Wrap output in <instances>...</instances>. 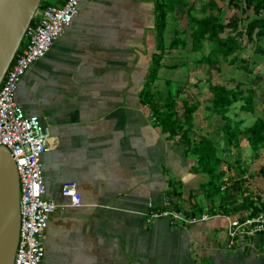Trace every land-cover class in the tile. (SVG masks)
Here are the masks:
<instances>
[{"label": "crops", "instance_id": "crops-1", "mask_svg": "<svg viewBox=\"0 0 264 264\" xmlns=\"http://www.w3.org/2000/svg\"><path fill=\"white\" fill-rule=\"evenodd\" d=\"M64 2L42 0L33 24L42 7ZM154 25L153 0H81L72 23L19 83L17 101L50 129L42 163L45 195L57 208L44 231L41 264H264L263 234L229 233L233 220L250 218L254 203L264 202V179L252 180L264 173V148L259 159L224 150L222 185L211 189L196 155L179 137L169 139L141 101L158 51ZM189 50L180 62L165 52L153 89L158 102L171 93L180 117L184 101L199 103L198 138L223 124L199 125L200 117L207 124L220 117L208 105L210 84H222L214 82L221 67L193 61ZM217 145L224 148V139ZM69 180L77 183L79 206L62 193ZM167 197L187 215L208 218L149 220V203L164 208Z\"/></svg>", "mask_w": 264, "mask_h": 264}, {"label": "trees", "instance_id": "trees-1", "mask_svg": "<svg viewBox=\"0 0 264 264\" xmlns=\"http://www.w3.org/2000/svg\"><path fill=\"white\" fill-rule=\"evenodd\" d=\"M196 1L153 0L158 51L152 53L151 64L140 95L141 101L149 106L155 125L166 133L169 139L179 137L186 146V151L196 155L197 168L209 175L208 184L211 189L219 191L224 177L221 166L226 160L223 152L221 153L222 149L226 153L233 151L231 148L240 151L242 140L248 141L254 156H259L261 149L264 148V109L263 113L248 126L244 125V119L229 115L231 107L239 101L242 102L240 104L242 111L256 112L257 87H242V84L252 82L251 77L247 80H238L233 86L210 84L209 89L213 97L208 108L223 120V124L214 131L215 135L212 136L214 139L209 135H200L198 138L194 136V113L199 108V103L184 101L183 116L180 117L176 99L168 93L161 102H158L153 84L159 78L165 52L178 53L179 50L185 51L187 48H190L192 59L197 63L212 66L225 61L234 65L237 62H248L242 58L241 52L253 44L255 58L252 59L249 71L251 75L258 73V65H264V0H228L227 3L222 0H206L200 7H195ZM181 7L184 8L182 17L186 21L185 25L176 17V11ZM230 8L245 14L247 22L239 25L242 18L238 13L234 17H227ZM33 21L34 19L31 25ZM170 29L173 33L169 38L167 33ZM219 137L224 139V148L217 145L216 138ZM262 212L264 202L257 205L254 203L250 216L257 217Z\"/></svg>", "mask_w": 264, "mask_h": 264}, {"label": "built area", "instance_id": "built-area-1", "mask_svg": "<svg viewBox=\"0 0 264 264\" xmlns=\"http://www.w3.org/2000/svg\"><path fill=\"white\" fill-rule=\"evenodd\" d=\"M81 0H65L62 5L42 7L37 23L26 31L25 37L0 85V145L11 151L20 176V235L15 252L14 264H41L44 255V231L50 215L56 210L57 203L47 198L43 172L42 155L47 150L50 129L36 114H27L16 99L19 83L38 59L44 57L57 38L72 23L80 11ZM63 195L70 196L72 203L81 205L82 196L77 183L66 181ZM149 220L167 217L175 222L194 223L208 218L189 216L171 205L167 197L166 207L155 208L149 203ZM242 233L264 235V212L243 222L233 220L229 233L235 237Z\"/></svg>", "mask_w": 264, "mask_h": 264}, {"label": "water", "instance_id": "water-1", "mask_svg": "<svg viewBox=\"0 0 264 264\" xmlns=\"http://www.w3.org/2000/svg\"><path fill=\"white\" fill-rule=\"evenodd\" d=\"M42 0H0V85ZM20 176L16 161L0 145V264H14L20 235Z\"/></svg>", "mask_w": 264, "mask_h": 264}, {"label": "rangeland", "instance_id": "rangeland-1", "mask_svg": "<svg viewBox=\"0 0 264 264\" xmlns=\"http://www.w3.org/2000/svg\"><path fill=\"white\" fill-rule=\"evenodd\" d=\"M204 1H206V0H197L194 3V6L195 7H200L201 4L204 3ZM222 1L224 3L228 2V0H222ZM183 9H184L183 7L178 8V10L176 11V17H177L178 20H180V22H183V25H184V24H186V21L182 17ZM236 13H238L239 16L242 18V21H241L242 23L240 22L239 25L245 24L247 22L246 19H245V14H242V12L240 10H237V9H234V8L228 9L227 17H230V18L234 17ZM171 33H173V32L171 31ZM207 51H208V49L206 48L205 52H207ZM172 53H175V55L170 56L169 59H172V61L180 62V61L183 60V58H185L184 55L187 52H183V51L179 52V54H181L183 56L177 54V52H172ZM241 56H242L243 59H247L248 62L247 63L237 62L234 65L230 64V63H227L225 61H222L221 63H219V66L221 67V70H219L218 72L217 71L215 72L216 76L214 78V80H215L214 82L233 86V85H236L238 80H247V79H250V77H251L252 82L248 83V84H242V87L243 88H248L249 86L257 87V92H256V95H257V97H256V101H257L256 112L255 113H250V112L242 111L240 109V104L242 102H240V101L235 103L231 107V110L229 112V115L232 116V117H235L237 119H244V125L248 126V125H251L255 121V119H256V117L258 115H261L263 113L262 110L264 109V65L263 64L258 65V70H257L258 73H252V75H254V76L251 75V73L249 71V68L252 67V59L255 58L254 54H253V44L249 45L244 50H242ZM186 59H187V57H186ZM256 59H258V57ZM238 66H240V67H238ZM215 115H217V114H215ZM199 119H200L199 120V125L201 126L203 124L204 126L202 128L204 130L208 129L211 126L215 127L216 125H219L220 123L222 124V122H223L221 117H218L217 120L213 119L211 122L209 121V124H207L209 119H207L206 117H204V116L202 117L203 121H202L201 117ZM214 121L217 122V123L215 124ZM212 134L215 135V132H212ZM212 134L211 133L209 134L210 137L213 136ZM219 140H222L221 137H219ZM219 140H217V141L219 142ZM248 146L250 148L248 147V148H242L240 151L238 150L239 151L238 154H240L242 156H245L246 153L249 152L250 157L252 156L254 159H257V158L259 159V156H254L252 154L251 146L249 144H248ZM223 151L224 150L222 149L221 153ZM234 152L235 153L232 156H235L237 154L236 151H234ZM223 155H224V153H223ZM253 158H252V160H253ZM262 179H264V173H260V172H257V175L255 176V178H252L253 181H257V180H261L262 181ZM263 186L264 185H262V187Z\"/></svg>", "mask_w": 264, "mask_h": 264}]
</instances>
